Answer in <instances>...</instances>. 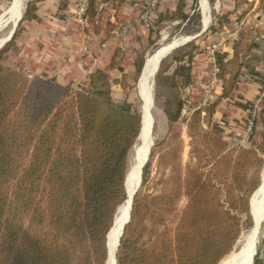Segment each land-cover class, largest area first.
<instances>
[{"label":"trees","instance_id":"trees-1","mask_svg":"<svg viewBox=\"0 0 264 264\" xmlns=\"http://www.w3.org/2000/svg\"><path fill=\"white\" fill-rule=\"evenodd\" d=\"M41 1L27 3L12 39L0 50V264H106L107 237L127 200L129 156L140 134L141 113L127 98L119 103L112 99L103 70L74 91L54 78L29 81L4 67L20 25L36 19ZM95 1H89L86 11L90 20ZM122 1L114 2L118 6ZM254 4L251 0L244 10L236 5L227 16L238 13L241 21ZM185 6L179 1L155 26L186 23L188 34L195 33L199 17H188ZM253 13L264 16V0L257 1ZM152 34L150 30L147 47L157 41ZM253 34L264 38V28L241 26L231 60H226L227 53L214 54L220 80L225 82L233 61L240 70V58L254 50L264 54V44L252 41ZM171 60L177 64L173 78L189 85L192 54L173 55ZM134 66L136 81L143 56ZM239 70L228 87L223 84L219 98L195 111L185 124L189 162L182 158L178 125L182 102L177 94L166 101L167 134L149 153L150 159L157 156L154 192H144L150 181L148 160L119 239L116 264H219L232 252L243 226H251L249 198L259 187L254 170L263 163L259 156L264 155V133L261 143L236 149L211 125ZM260 121L264 128V116Z\"/></svg>","mask_w":264,"mask_h":264},{"label":"crops","instance_id":"crops-1","mask_svg":"<svg viewBox=\"0 0 264 264\" xmlns=\"http://www.w3.org/2000/svg\"><path fill=\"white\" fill-rule=\"evenodd\" d=\"M20 1L12 0V5L4 10L0 17H6L7 15V19L11 8L15 10L12 11L13 13L21 14L22 5H19ZM80 1L82 0H43L37 3L36 19L24 21V29L14 41V49L12 50L13 52L11 51L12 55L14 54L15 58L20 56L26 59L29 69V72L26 73L28 76L55 78L61 86H73L74 83L76 86H84L91 74L97 70H103L105 77H107L106 79L111 84L112 99L117 103L122 102L127 98L126 89L122 86V82L125 79L126 85L129 86L130 80L134 77L135 61L141 57L142 51L148 46V37L150 30H152L151 26L155 25L154 23L161 14L173 13L178 1L164 0L162 7L150 13L144 20L142 15L147 8L149 0H123L118 6L114 2L115 0H108L111 5L100 15L94 14V22L88 19V24L83 31H80L75 19L72 17ZM224 1L226 4H224V7L222 6L221 12L231 13L235 8L236 0ZM198 4L202 15V26L206 28L210 23L211 17L209 2L208 0H198ZM219 8L221 7L219 6ZM6 11L8 12L5 13ZM236 15L232 16L231 14L227 18V23L232 28L231 32L223 28L218 38L219 44L222 46L216 52L227 53L226 60L232 58V45L238 37L240 22ZM205 19L208 21L207 25L205 24ZM257 22H261L258 17ZM14 25V19H10L0 30V32L6 31L4 37L0 38L2 43ZM116 31L119 34L114 37ZM170 50L168 49L164 54ZM208 53L206 52V55H196L193 58L191 84L195 82L200 84L197 79L205 78L206 81L210 75V85L212 87L216 86L212 97H216L220 94L221 86L219 83L215 85L216 80L212 72H215L216 66L214 60L212 61L208 57ZM6 66L13 69L9 57L6 61ZM32 67L33 69H31ZM156 67L153 72L148 73L151 81ZM145 68L146 63L144 70ZM211 75L214 77L211 78ZM72 82L74 83L72 84ZM206 83L203 84L206 85ZM249 86L248 91L244 92V94L242 92L239 94L247 97L249 92L251 93L252 91L256 95L257 85L252 83ZM146 88L147 86L143 84L142 89ZM207 94L208 97L204 99L210 100L211 93L208 92ZM140 96L142 97L143 95L140 94ZM222 106L223 103L217 106L216 110L218 113L216 112V115L217 118L221 119L223 116L221 114H225V121L222 118L224 121L222 126L225 129L227 128L226 124L229 127L233 125L231 118L236 117V115L228 113L231 110H223ZM224 106L227 107V104ZM239 106H236V110L241 108ZM233 109L235 108L233 107ZM232 131H235L234 135L240 133L238 126L233 127Z\"/></svg>","mask_w":264,"mask_h":264},{"label":"rangeland","instance_id":"rangeland-1","mask_svg":"<svg viewBox=\"0 0 264 264\" xmlns=\"http://www.w3.org/2000/svg\"><path fill=\"white\" fill-rule=\"evenodd\" d=\"M29 1H31V0H23L21 14H20V17H21L20 20L22 19L25 7ZM177 1L179 2L182 0H177ZM183 1L186 5L185 6V12L188 15V17H191L193 14L198 15V17H199L198 18L199 29L193 34H188V28L185 26L186 23H177L174 21H166L165 23H163L159 26L154 25L153 26L154 28L151 30L153 32L152 39H155L157 37V41L151 47H145L141 53V56H143V64H144L146 55L148 53H150L151 51L157 49V47H159L160 45L165 44L174 38H180V37H185V38L186 37H189V38L192 37L193 38V37H195L192 41L181 46L176 51L170 53L167 57H165L162 60L161 67H159V70L154 77V84H153V124H152V129H151V139H152L151 143L153 142V145H154L156 142L162 141L163 138L166 136V134H167V122L166 121L167 120H166V115L164 112L165 103L168 100H172L174 98L175 94H177V98L180 99V101L182 102V110H181L180 118L178 121V125L180 126L181 134H182L181 138L183 140L182 158H183L184 162H189L190 161V159H189L190 148H189V139L187 138V136L185 134V131H186L185 124L188 122L190 116L195 111H197L201 107L208 106L210 103L215 102L219 98V96L221 95V92H222L223 84H225V86L228 87L229 84L231 83L233 75L239 70V68H238L237 62L233 61L228 66V69H227L228 74L225 75V79H226L225 82L220 80L215 75L217 72V69L215 68L216 69L215 72L214 71L212 72L214 74L215 80H216L215 85H218V83H219L221 86V91L219 89L220 94L216 97H212L214 94V89L216 86L212 87L210 85V82H209L210 75H209L208 79H206V81H208L207 83L205 81V78H202V79L196 78L197 82L200 81V84L196 83V82L191 84V77H192V73H193L192 72V64L194 61L193 58L196 55H202V54L206 55V52L207 53L209 52L207 55L213 61L214 60V54L216 53V50H220V48L222 46L219 44V39H218L219 34L223 31V28H225L227 31H230V32H231L232 28H230L228 23H227L228 13L224 12L225 13L224 14L221 12L222 8L225 6L224 4H226L224 0H208L209 6H210L211 17H210L209 25L204 30H203L202 21H201L202 15H201V10H200V5L198 4V0H183ZM257 1L258 0H255V4L252 8V11H250L249 14H247L243 20L239 21L240 25H239L238 32H239L241 26L245 25L247 23L251 24L254 27V29H263L264 28V16L262 18V16L261 17L259 16V14L253 13V11L257 7ZM11 2H12V0H0V15L2 12H4V10H6L11 5ZM250 2H251V0H236L235 6L237 5L238 9L244 10V9H247ZM219 6L221 8H219ZM236 14H232V16L236 15V17H238V13H236ZM257 17L261 20V22H257ZM220 24H221V26H220ZM223 24H225L226 26ZM23 25H24V22H22V24L20 25V33L19 34H21V32L24 29ZM15 30H14V32H15ZM5 34H6V31L0 32V38H3ZM252 41H255L256 43H260L261 45L264 44V38H261L260 36H257L256 34L252 35ZM5 45L1 49H3L5 47ZM0 46H1V44H0ZM232 47H233V45H232ZM13 49H14V44L10 48L9 52L6 55V60L2 64L9 71L14 72V73L20 75L21 77H23L24 79L31 81L35 77H30L26 74L27 72H29L28 65L26 63V59H23L20 56L15 58L14 54L12 55ZM213 49L215 52L213 53V56H211L210 51H212ZM185 53L192 54V60H191V64H190V76H189L190 83L187 86H181L182 79L180 77L173 78V74L176 71L177 64L171 60V57L173 55H177V56L181 57ZM258 55H262L260 59L256 58V57H258ZM8 57L11 61V67L13 69H10L6 66V61H7ZM239 62H242L244 67L241 68L238 72V77L234 82V86L231 90L230 96L227 99L220 100L218 103V105L220 103H223V106H222L223 110H228V111L231 110L228 113H230L231 115H236V117L231 118L233 120V125H230V127H229L226 124L227 128L224 129L222 126V122L225 121V114H221V115H223L221 117V119L217 118V115H216L217 110L216 109H215V112H214L212 119H211L212 120L211 125L212 126H215V125L218 126V128L220 129L221 136H222L223 140L230 146V144H229L230 139L232 137H236L238 135L244 134L245 133L244 132L245 127L248 126L249 123H251L252 124L251 132L248 135L247 142H245L244 145L242 146L244 148H248L252 144L261 143L262 142V134L264 133V128H263V125L260 121L261 116H264V96L260 100H258L262 96V94H264V54H262L259 51L254 50V51L250 52V54H248L246 57L240 58ZM31 69H33V67ZM197 76L198 75L196 73V77ZM214 76L211 75V78ZM38 78L51 79V78H48L45 76H42V77L40 76ZM137 80L135 81V75H134V77H132V79L130 80V82L128 84L129 85L128 87H133V89L130 90V89L126 88V86H127L126 85L125 86V89H126L125 93H126L127 99L130 102H132L134 104V106H136L141 113V100L138 97L137 89H136ZM203 81H205V82H203ZM73 83L74 82H72V84ZM87 83H88V81L84 84V86L81 85L82 87L80 85L79 86L74 85L75 83L73 84V86L70 85V86H63V87H71L72 90L75 91V90H78L79 88L83 89L84 87H86ZM176 83H178V84H176ZM203 83H206V85ZM252 83L257 85V87H258L256 95H254L251 91V93L249 92L247 97H246V95L244 97L241 96L239 93L242 92L244 94V92L248 91V89L250 87L249 85H251ZM172 85H175V88H173ZM110 86H111V84H110ZM208 92L211 93V99L205 100L204 98L209 96L207 94ZM225 104H227V107L224 106ZM237 105L241 106V108L238 110H236ZM233 107L235 109H233ZM222 118H224V121ZM206 121H207L206 116L204 113H202V115H201V122H202L201 127L204 129L207 125ZM236 126H238L240 129V133L238 135H234L235 131H232V128L236 127ZM137 143L138 142H136L135 145ZM247 144H248V146L246 147ZM131 152H132V150H131ZM131 152H130V154H131ZM156 157L157 156L154 155L150 159L149 155H148L147 161L148 160L150 161V181L148 182V185H147L145 191L143 190L146 193H153L154 192V189L152 188V183L155 179V167H156V160H157ZM259 158L263 163H261L260 166L257 165L255 167L254 172H255V176H257L258 184L260 186L261 175L264 173V155H260ZM129 160H130V156H129ZM251 196L249 198V201L251 199ZM249 214H250V205H249ZM250 217H251V215H250ZM242 218H243L242 221H244V217H242ZM252 226H253V222H252V218H251V226L246 227V228L243 226L242 231L240 233V236L238 237L232 251H234L235 249L238 250L240 248L241 243L243 241L242 237L245 234L249 233ZM260 233L261 234H259V238L257 241L258 243H257V247H256L257 257H256V260L255 259L253 260V264H254V261L256 262L255 264H263L264 263V219H263V222L261 224ZM222 261L223 260H221L219 262V264Z\"/></svg>","mask_w":264,"mask_h":264},{"label":"bare ground","instance_id":"bare-ground-1","mask_svg":"<svg viewBox=\"0 0 264 264\" xmlns=\"http://www.w3.org/2000/svg\"><path fill=\"white\" fill-rule=\"evenodd\" d=\"M20 4L22 5V0L19 2V5ZM12 11L15 10H13V8L10 9L7 19H6L7 15L6 17H0V30L3 28V26L6 23H8L10 19H14V23H16L17 20L19 19L20 14L13 13ZM7 12L8 11H6L5 13ZM205 20H206L205 24L207 25L208 21L207 19ZM189 40L190 38H185V37L174 38L168 41L167 43L160 45L159 47H157V49L151 51L150 54L146 57L145 60L146 68L143 71V74L138 84V91L140 92L141 95H143L142 104H141V130L137 140L138 143L134 145L132 152L130 154L129 168L125 183L128 194V196L126 195L127 200L117 210L115 216V223L113 224V227L109 233L110 234L109 237H107V244L109 247V256H108L107 264H114L113 252L121 232V225L123 221L126 220L128 215L129 199L139 184L142 165L145 162L146 158L148 157V150L150 149L151 146V140H152L151 127L153 124V109L150 108H152L151 97L153 94V86H152L153 80L151 81V77L148 73L153 72L154 68L156 67L157 60L158 59L160 60V58H162L165 55L164 53L168 49H171L169 52H172L173 50L179 48L180 45L182 46V44L186 43V41ZM0 44H2L1 41ZM162 54L164 55L161 56ZM143 84L147 86L146 89H142ZM249 205H250V213L253 217V221L256 222L255 227L252 226L253 230L251 228V231H249L248 234H245L242 237L243 241L241 243L240 248L238 247L239 248L238 250L232 251L229 255H227L223 259V261L220 264H251L250 259L254 249L253 244L258 241L259 234H261L260 233L261 229L258 230V233L256 232V226L258 223H262L261 217L264 213V173L261 175V184L259 186V189L252 195L249 201ZM256 233L258 234L257 239L255 237Z\"/></svg>","mask_w":264,"mask_h":264},{"label":"built area","instance_id":"built-area-1","mask_svg":"<svg viewBox=\"0 0 264 264\" xmlns=\"http://www.w3.org/2000/svg\"><path fill=\"white\" fill-rule=\"evenodd\" d=\"M90 0H82L80 1V3L77 5V8L75 10V12L73 13L72 17L75 19L78 28L80 29V31H83L87 24H88V17L86 16V11L88 9V4H89ZM164 0H149V3L147 5V8L144 12V14L142 15V18L145 20L150 13H152L153 11H156L158 8L162 7ZM111 5V3L107 0H96L95 4H94V9H95V15H100L103 11H105L109 6ZM92 21L94 22V17L92 19ZM154 27L151 26V29H153ZM119 33L116 31L114 33V37L117 36ZM214 49L212 51H210L211 56H213L214 53ZM264 96V94H262V96L258 99L260 100L262 97ZM252 129V124L249 123L248 126L245 127L244 130V134L242 135H238L236 137H232L229 141V144L232 148H240L244 145L245 142H247L248 139V135L251 132Z\"/></svg>","mask_w":264,"mask_h":264},{"label":"water","instance_id":"water-1","mask_svg":"<svg viewBox=\"0 0 264 264\" xmlns=\"http://www.w3.org/2000/svg\"><path fill=\"white\" fill-rule=\"evenodd\" d=\"M21 18V17H20ZM20 18L17 20V22L15 23V25H14V27H13V29L11 30V32L6 36V39L4 40V42L2 43V45L0 46V49L7 43V42H10V40L12 39V37H13V34H14V30L16 29V26H17V24L19 23V21H20ZM205 28H203V30H204ZM195 37H190V40H189V42L190 41H192L193 39H194ZM189 42H187V43H189ZM187 43H185V44H187ZM184 44V45H185ZM183 46V45H182ZM171 52H168L167 54H165L162 58H160V60L158 61V64H157V67H156V70H155V72H154V74H153V76H152V84H154V77H155V75L157 74V72H158V70H159V66H160V62L165 58V57H167L169 54H170ZM144 67H145V61H144V64H143V67H142V70H141V73H140V76H139V78H138V80H137V84H136V89H137V86H138V84H139V80H140V78H141V76H142V74H143V71H144ZM153 86V85H152ZM137 94H138V96H139V99L140 100H142V97L140 96V93L138 92V90H137ZM151 107L152 108H150V109H153V94H152V97H151ZM153 146V142L151 143V146H150V149H151V147ZM248 146V144L246 145V147ZM150 149L148 150V155H149V152H150ZM147 159H148V157L146 158V160H145V162L143 163V165H142V168H143V166L146 164V162H147ZM141 173H142V170H141ZM140 173V174H141ZM140 182H141V175H140V179H139V184H138V186H137V188L134 190V192H133V194L131 195V197H130V199H129V211H128V215H127V218H126V220L125 221H123V223H122V225H121V232H120V235H119V238H118V240H117V244H116V247L114 248V252H113V254H114V264H116V257H115V253H116V250H117V247H118V245H119V239H120V237H121V235H122V231H123V228H124V226L128 223V221H129V215H130V209H131V202H132V198H133V196H134V194L136 193V191L138 190V188H139V186H140ZM258 189H259V187L256 189V191H258ZM255 191V192H256ZM254 192V193H255ZM253 193V194H254ZM127 196H128V194H127ZM252 197V196H251ZM126 202V201H125ZM250 215H251V213H250ZM251 218H252V222H253V227H255V221H253V217H252V215H251ZM263 219H264V213H263V215H262V217H261V222H263ZM115 223V222H114ZM261 224L262 223H258L257 224V226H256V232L258 233V230L259 229H261ZM252 230H253V228H252ZM251 231V230H250ZM255 234V237H256V239H257V235L258 234ZM253 246H254V249H253V253H252V255H251V264H253V260H254V258H255V256H256V247H257V242H255L254 244H253ZM236 250V249H235ZM107 251H108V256H109V247H108V244H107ZM108 256H107V260H108ZM106 264H107V261H106Z\"/></svg>","mask_w":264,"mask_h":264}]
</instances>
